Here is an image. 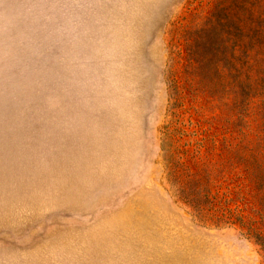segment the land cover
I'll use <instances>...</instances> for the list:
<instances>
[{
	"label": "rangeland",
	"instance_id": "rangeland-1",
	"mask_svg": "<svg viewBox=\"0 0 264 264\" xmlns=\"http://www.w3.org/2000/svg\"><path fill=\"white\" fill-rule=\"evenodd\" d=\"M0 264H264V0H0Z\"/></svg>",
	"mask_w": 264,
	"mask_h": 264
}]
</instances>
